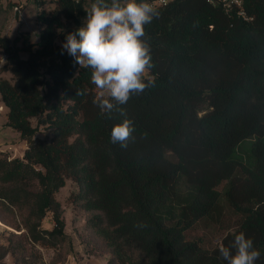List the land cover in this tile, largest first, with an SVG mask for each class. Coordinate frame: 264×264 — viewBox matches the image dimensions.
<instances>
[{"label":"trees","instance_id":"obj_1","mask_svg":"<svg viewBox=\"0 0 264 264\" xmlns=\"http://www.w3.org/2000/svg\"><path fill=\"white\" fill-rule=\"evenodd\" d=\"M94 2L54 0L36 15L35 42L0 38L5 126L27 144L21 159L0 157V200L22 212L31 243L54 247L64 238L54 194L70 179L105 264H227L218 244L240 232L264 264V0H243L247 21L208 0L155 7L142 38L154 83L118 106L126 117L101 112L92 70L62 47ZM125 118L135 131L121 148L111 130ZM39 126L49 141L35 138ZM47 212L53 227L40 229ZM227 212L238 223L217 245L187 237L198 225L224 229Z\"/></svg>","mask_w":264,"mask_h":264},{"label":"clouds","instance_id":"obj_2","mask_svg":"<svg viewBox=\"0 0 264 264\" xmlns=\"http://www.w3.org/2000/svg\"><path fill=\"white\" fill-rule=\"evenodd\" d=\"M158 17L159 11L146 0H96L83 25L66 36L62 47L74 57V63L92 70L91 82L101 90L94 103L102 113L118 111L126 117L118 106L154 83L144 79L154 65L150 44L142 38L145 25ZM134 131L133 121L125 118L112 128L111 141L126 148ZM218 250L227 264H256L261 256L244 232L234 236L230 247L220 242Z\"/></svg>","mask_w":264,"mask_h":264},{"label":"rangeland","instance_id":"obj_3","mask_svg":"<svg viewBox=\"0 0 264 264\" xmlns=\"http://www.w3.org/2000/svg\"><path fill=\"white\" fill-rule=\"evenodd\" d=\"M90 6V3L85 4L88 11ZM52 8L54 0H1L0 38L12 41L21 38L22 34H28L30 42H35L41 28L36 15ZM16 45L20 46V42ZM19 55L22 58L26 56L23 52ZM2 66L0 64V70ZM0 78L9 79L10 74L0 71ZM96 91L100 95L101 90L96 87ZM5 113L6 108L0 100V157L21 159L27 144L18 133L5 126ZM30 122L33 127L36 126L35 118H31ZM35 138L47 142L50 132L46 127L39 126ZM76 192V184L65 179L64 186L54 194L60 203L64 220V238L54 247L31 243L23 228L22 212L15 207H8L0 200V246L6 250L4 256L0 255V264H105L110 255L102 249L101 242L84 229L86 215L75 203ZM226 214L224 229L213 225H198L187 233V237L198 238L206 248L217 245L222 236L232 231L238 223L234 214ZM52 227L51 213L47 212L40 223V229L50 230Z\"/></svg>","mask_w":264,"mask_h":264},{"label":"built area","instance_id":"obj_4","mask_svg":"<svg viewBox=\"0 0 264 264\" xmlns=\"http://www.w3.org/2000/svg\"><path fill=\"white\" fill-rule=\"evenodd\" d=\"M172 0H152L150 4L155 7H160L168 4ZM213 5H218L223 8L225 11H235L238 17H241L243 20H249L250 18L245 14V11L242 7L243 0H208ZM5 61V55H0V64H3Z\"/></svg>","mask_w":264,"mask_h":264},{"label":"crops","instance_id":"obj_5","mask_svg":"<svg viewBox=\"0 0 264 264\" xmlns=\"http://www.w3.org/2000/svg\"><path fill=\"white\" fill-rule=\"evenodd\" d=\"M105 263H106V261H105Z\"/></svg>","mask_w":264,"mask_h":264}]
</instances>
